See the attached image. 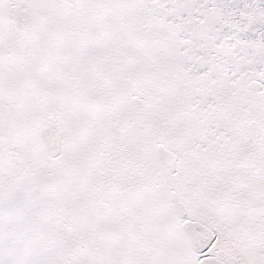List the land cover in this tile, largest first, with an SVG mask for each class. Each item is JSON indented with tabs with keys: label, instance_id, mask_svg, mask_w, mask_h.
Here are the masks:
<instances>
[{
	"label": "snow or ice",
	"instance_id": "obj_1",
	"mask_svg": "<svg viewBox=\"0 0 264 264\" xmlns=\"http://www.w3.org/2000/svg\"><path fill=\"white\" fill-rule=\"evenodd\" d=\"M0 264H264V0H0Z\"/></svg>",
	"mask_w": 264,
	"mask_h": 264
}]
</instances>
